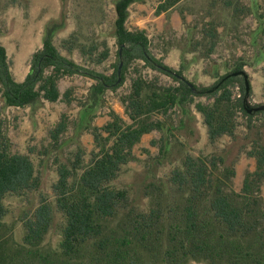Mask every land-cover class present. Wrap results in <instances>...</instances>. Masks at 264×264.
I'll return each mask as SVG.
<instances>
[{"label": "trees", "instance_id": "16d2710c", "mask_svg": "<svg viewBox=\"0 0 264 264\" xmlns=\"http://www.w3.org/2000/svg\"><path fill=\"white\" fill-rule=\"evenodd\" d=\"M134 1L113 3L117 49L113 72L109 74L78 64L54 44V35L65 24L64 12L45 26L42 46L32 54L30 69L22 81L14 79L6 50L0 43V97L7 106L25 108L43 100L61 99L70 103V90L61 94L58 83L72 75L93 80L88 95L94 101L107 90L116 91L122 86L135 60L172 80L170 84H159L158 76L151 80L140 73L130 76V91L119 97L130 122L111 111L110 120L102 127L87 123L86 129L98 149L92 150L85 161L84 149L78 147L69 163L58 162L57 178L51 186L54 205L40 195L37 205L21 218L22 250L28 256L7 254L0 239V264H33L34 259H38L36 264H187L189 260L206 264H264L262 133L252 138L246 150L254 158L255 168L245 173L238 191L232 187L234 168L224 165L223 157L214 154L183 156L166 181L169 191L172 190L171 197L152 196L160 200L146 211L129 206L128 192L112 184L121 168L133 159L132 149L141 137L162 129V121L152 118L155 113L167 115L179 105L193 103L202 115L210 143L223 136L235 137L241 118L245 129L250 130L252 117L262 113L257 106H247L242 76L231 75L242 70V62L219 75L212 86L203 87L190 82L181 69H174L156 57L150 50L146 30L126 25L128 8ZM181 1L158 0L155 13L167 12ZM217 7L231 16L251 11L250 6H243L239 0H210L199 22H187L184 11L180 13L186 28L191 33L198 32L199 38L193 42L206 47V54L214 50L220 39V25L212 12ZM61 46L69 53L77 49L82 55L93 56L96 64L109 56L106 42L87 46L77 30L63 38ZM239 85L242 86L239 93L234 94L232 87ZM200 96L207 100H195ZM67 129L66 117L61 116L49 132L55 144ZM39 186L33 159L26 153L11 151L0 119V228L7 212L4 197L23 196ZM159 189V185L150 182L145 193ZM55 209L63 219L62 252L53 257V253L43 254L39 245L52 224ZM143 252L149 261H142Z\"/></svg>", "mask_w": 264, "mask_h": 264}, {"label": "rangeland", "instance_id": "374dc122", "mask_svg": "<svg viewBox=\"0 0 264 264\" xmlns=\"http://www.w3.org/2000/svg\"><path fill=\"white\" fill-rule=\"evenodd\" d=\"M114 1L0 0V43L6 50L14 79H24L30 69L32 54L42 46L45 26L59 19L63 12L64 27L53 37L61 53L78 64L106 74L113 72L117 49ZM239 1L243 6H250L251 11L231 16L220 7L212 10L220 25V39L210 54H206V47L193 42L194 38H199L198 32L191 33L180 14L181 10L184 11L187 22H199L206 14L210 0H183L158 15L155 13L158 0H135L130 4L126 25L146 30L150 50L156 57L162 58L174 69H181L190 82L203 87L212 86L219 75L230 70L236 62H242L249 85L246 104L262 110V113L252 117L250 130L245 129V121L241 118L235 137L223 136L214 143L208 142L206 125L193 103L179 105L167 115L153 114L152 118L162 121V129L141 137L132 149L133 159L121 168L120 174L112 182L115 187L128 192L129 206L133 209L148 210L156 200H160L158 197L153 199L154 195L171 197L172 190L169 191L166 181L172 168L186 154L222 156L223 164L234 168L232 187L235 191L241 188L245 173L255 168V160L246 154V150L250 148L253 137L259 132L264 135V0ZM73 30L80 33L82 42L87 46L93 42H106L109 48L107 59L96 64L93 56L82 55L77 49L67 52L61 46V40ZM137 73L150 80L158 76L159 84L172 83L171 78L147 69L141 61L135 60L127 70L123 85L116 91L107 90L94 101L88 95L93 80L81 75L63 77L58 83L61 94L70 90V103L62 99L53 102L43 100L35 106L19 108L7 106L0 97V119L11 151L30 155L40 178L37 190L23 196L7 194L3 199L7 212L0 228V239L7 254L28 256L22 250L24 227L21 218L25 211L37 205L40 195L54 205L51 186L57 178L58 162L69 163L78 147L84 149L85 161L92 150L98 149L93 135L86 129L87 123L102 127L110 120L111 111L125 122H130L119 97L130 91V76ZM242 85L245 89L244 78ZM241 87H232L233 93H239ZM195 100L205 102L207 98L200 96ZM61 116L66 117L68 129L61 135L60 142L55 144L49 132ZM101 134L106 135L103 131ZM150 182L159 185V191L146 194L145 186ZM261 193L264 198V186ZM62 221V215L55 209L52 224L39 245L43 254L53 253V257L61 254ZM141 256L143 262L149 261L146 252ZM37 261L34 259L33 264ZM187 264L206 263L189 260Z\"/></svg>", "mask_w": 264, "mask_h": 264}, {"label": "water", "instance_id": "95a60500", "mask_svg": "<svg viewBox=\"0 0 264 264\" xmlns=\"http://www.w3.org/2000/svg\"><path fill=\"white\" fill-rule=\"evenodd\" d=\"M118 73H119V69H118ZM231 75H242L243 78H244V84H245V92L247 93L248 91V79H247V76H246V73L243 71V70H239V71H235L233 72Z\"/></svg>", "mask_w": 264, "mask_h": 264}]
</instances>
